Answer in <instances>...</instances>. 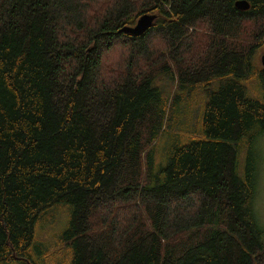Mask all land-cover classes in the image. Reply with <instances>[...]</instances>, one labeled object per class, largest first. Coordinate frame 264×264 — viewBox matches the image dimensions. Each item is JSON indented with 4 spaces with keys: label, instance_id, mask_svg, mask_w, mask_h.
<instances>
[{
    "label": "trees",
    "instance_id": "trees-1",
    "mask_svg": "<svg viewBox=\"0 0 264 264\" xmlns=\"http://www.w3.org/2000/svg\"><path fill=\"white\" fill-rule=\"evenodd\" d=\"M236 1L0 0V264H264V0Z\"/></svg>",
    "mask_w": 264,
    "mask_h": 264
},
{
    "label": "rangeland",
    "instance_id": "rangeland-1",
    "mask_svg": "<svg viewBox=\"0 0 264 264\" xmlns=\"http://www.w3.org/2000/svg\"><path fill=\"white\" fill-rule=\"evenodd\" d=\"M262 55H264V46L257 55V63L260 64ZM172 103L168 133L159 141L153 159V166L157 168L163 162V157L167 150L174 143L184 144L188 141V137L195 134L199 127V119L201 113V103L203 96L191 90L189 93L183 94L177 92ZM196 105L195 108L194 105ZM177 134V135H174ZM258 159V178H257V195H256V211L257 216L264 225V136L260 138L256 144L255 155ZM51 215L50 224L42 231V237L57 236L59 231L66 224L65 209H54Z\"/></svg>",
    "mask_w": 264,
    "mask_h": 264
},
{
    "label": "water",
    "instance_id": "water-1",
    "mask_svg": "<svg viewBox=\"0 0 264 264\" xmlns=\"http://www.w3.org/2000/svg\"><path fill=\"white\" fill-rule=\"evenodd\" d=\"M235 7L241 11H245L249 8V4L244 0L236 1ZM155 18V14H143L137 19L133 26H125L120 30V32L133 36H140L152 26ZM260 64L264 67V55L261 57Z\"/></svg>",
    "mask_w": 264,
    "mask_h": 264
}]
</instances>
